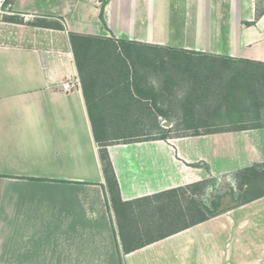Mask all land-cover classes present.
<instances>
[{
  "label": "crops",
  "instance_id": "obj_1",
  "mask_svg": "<svg viewBox=\"0 0 264 264\" xmlns=\"http://www.w3.org/2000/svg\"><path fill=\"white\" fill-rule=\"evenodd\" d=\"M216 10L202 0L12 2L20 22L0 19V264H264V196L152 240L120 213L132 201L263 161L259 129L102 146L69 38L264 62V15L235 35ZM69 79L80 87L64 89Z\"/></svg>",
  "mask_w": 264,
  "mask_h": 264
},
{
  "label": "rangeland",
  "instance_id": "obj_2",
  "mask_svg": "<svg viewBox=\"0 0 264 264\" xmlns=\"http://www.w3.org/2000/svg\"><path fill=\"white\" fill-rule=\"evenodd\" d=\"M208 2L219 10L214 14L229 20L235 35L264 15V0H202L203 4ZM11 4V0H0V19L19 20L11 14ZM225 5L231 6L230 12L224 11ZM246 17L252 19L251 24L243 20ZM37 23L62 25L58 20L38 19ZM260 26L264 29V17ZM77 47L79 79L101 145L264 124V79L257 72V63L179 50L147 53L111 38L98 42L86 39ZM235 67L240 69L239 74L233 71ZM199 123L205 125L190 127ZM257 128L260 136L255 144L264 153V127ZM100 152L104 155L103 149ZM263 163L248 165L251 169L247 172H242L243 168L232 170L201 185L132 201L122 206L120 213L133 231L147 240L155 239L204 216L257 199L253 197L264 193V166L256 165ZM109 177L115 197L110 171Z\"/></svg>",
  "mask_w": 264,
  "mask_h": 264
},
{
  "label": "trees",
  "instance_id": "obj_3",
  "mask_svg": "<svg viewBox=\"0 0 264 264\" xmlns=\"http://www.w3.org/2000/svg\"><path fill=\"white\" fill-rule=\"evenodd\" d=\"M14 0H11V3L13 2ZM11 21H14V22H20V20H11ZM41 21H47L46 19H43V20H41ZM38 25H40V23H37ZM247 24H251L250 22H248ZM42 25H45V26H50V25H47V24H42ZM50 27H57V28H61V29H63V26L62 25H58V26H50ZM69 38H70V43H71V46H72V50H73V54H74V58H75V62H76V66H77V68H78V72L80 73V71H81V67H80V59H79V55L77 54V49H78V47H77V43L79 42V41H85L86 39H90V40H92L93 39V41H95V42H98V41H107V38H104V37H102V36H95V35H88V34H78V33H73V32H70L69 33ZM119 42H122V43H127L126 41H119ZM250 63H257V64H259L260 66H259V69H258V71L257 72H259L260 73V75H261V79H264V62H250ZM235 73H238L239 74V71H240V69L238 68V67H235V69L233 70ZM235 85H238V84H235ZM163 115V114H162ZM92 119V118H91ZM203 125H205V124H193V125H191L190 127H192V128H194V129H199L200 127H202ZM206 125H209V124H206ZM214 125H222V124H210V126H214ZM230 128H228V129H226V130H244V129H249V128H254V127H264V124H256V125H243V124H240V125H236V127H234V126H229ZM232 127V128H231ZM208 132H214V131H206L205 133H208ZM191 134H201V133H199V131H194L193 133L191 132V133H186V134H184V135H182V136H187V135H191ZM166 137H168V136H161V137H159V138H166ZM107 144H102V146H106ZM103 152H104V155H102V152H100V158H101V160H102V168H103V173H104V175H105V177H106V180H107V185H108V188H109V191H110V193L112 194V187H111V185H110V177H109V171L112 173V177H113V179H114V184H115V187H116V191H117V185H116V181H115V176H114V174H113V172H112V166H111V164H110V161H109V158H108V155H107V153H106V150H105V148H103ZM105 162H106V164H105ZM256 166H264V163L263 164H257ZM251 169V167H246V168H243L242 169V172H247V171H249ZM205 181L206 180H204V181H200V182H196V183H193V184H189V185H186V186H184V187H180V188H175V189H171V190H168V191H166V192H170V191H175V190H178V189H183V188H189V187H192V186H197V185H201V184H203V183H205ZM166 192H162V193H159V194H155V195H153V196H151V197H154V196H158V195H161V194H163V193H166ZM262 195H264V193H262L261 195H259V196H262ZM259 196H255V197H253V199H255V198H258ZM146 198H150V197H146ZM113 199H115V197H113ZM253 199H251V200H253ZM247 202V201H246ZM245 203V202H244ZM209 217H211V216H204V217H202V218H200V219H197V220H195L194 222H192L191 224H189V225H186V226H184V227H182V228H179V229H176V230H174V231H171V232H168V233H166V234H164V235H162V237H164V236H167V235H170V234H173V233H175V232H177V231H179V230H182V229H184V228H187V227H189V226H192V225H194V224H196V223H198V222H201V221H203V220H205V219H207V218H209Z\"/></svg>",
  "mask_w": 264,
  "mask_h": 264
},
{
  "label": "built area",
  "instance_id": "obj_4",
  "mask_svg": "<svg viewBox=\"0 0 264 264\" xmlns=\"http://www.w3.org/2000/svg\"><path fill=\"white\" fill-rule=\"evenodd\" d=\"M80 87V81L78 79H69L63 85L66 90H73Z\"/></svg>",
  "mask_w": 264,
  "mask_h": 264
}]
</instances>
